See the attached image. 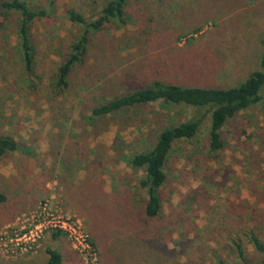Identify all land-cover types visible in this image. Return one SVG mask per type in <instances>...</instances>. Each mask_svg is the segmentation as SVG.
Returning a JSON list of instances; mask_svg holds the SVG:
<instances>
[{
	"label": "rangeland",
	"instance_id": "1",
	"mask_svg": "<svg viewBox=\"0 0 264 264\" xmlns=\"http://www.w3.org/2000/svg\"><path fill=\"white\" fill-rule=\"evenodd\" d=\"M48 1L33 0L41 6ZM102 1L54 0L53 16L32 27L37 49L33 74L24 71L19 59L16 15L0 14V134L15 137L19 144L18 151L6 155L8 160L30 156L41 164L57 156L66 165L74 156H84L78 160L80 172L93 168L99 174L111 190L107 206L119 216L118 210L130 206L124 215L130 222L115 220L123 226L103 239L115 248L117 260L102 257L99 244L94 245L100 264H238L235 241L249 260H260L263 254L248 241L253 234L264 243V112L259 104L226 123L224 147L216 153L208 150L205 109L158 100L103 119L90 115L112 93L122 94L156 78L219 88L240 84L259 68L264 0H128L127 25H109L92 35L87 62L73 69L67 89L57 94L52 85L63 59L60 52L82 31L67 20L64 8L90 19ZM193 116L202 117L197 134L175 141L168 154L160 212L144 216L146 195L139 184L144 171L133 169L128 159L150 150L164 128ZM8 185L0 181V189L8 190L6 202L0 204V232L47 198L53 207L79 217L94 243L87 218L68 210L56 193L31 207L35 196L30 189L20 193ZM77 206L91 215L89 204ZM131 217L142 221L140 235L137 226L130 225ZM104 219L106 214L99 220ZM58 235L75 252L74 262L83 264L68 239L53 232L41 238L32 254L14 256L0 250V264H45L46 248L63 246Z\"/></svg>",
	"mask_w": 264,
	"mask_h": 264
},
{
	"label": "trees",
	"instance_id": "2",
	"mask_svg": "<svg viewBox=\"0 0 264 264\" xmlns=\"http://www.w3.org/2000/svg\"><path fill=\"white\" fill-rule=\"evenodd\" d=\"M162 1L150 0L153 4H159ZM127 4L128 0H103L98 13L90 19L84 17L82 13L74 8H64L63 14L67 20L81 26L82 31L69 42L67 51L60 52L63 59L57 67L52 85L54 90H56L55 93L60 94L65 91L68 87V77L73 69L87 62L89 51H91L92 35L106 29L109 25L115 27L127 25L129 22V16L126 13ZM54 5V0H49L43 6L39 5L38 2L34 3L33 0H0V14H3L5 18L12 14L16 15L14 35L19 49V59L27 74H33L37 57L32 27L36 23L43 22L53 16ZM158 100L173 105L205 109L206 113L209 114L208 150L210 153L218 152L224 147L222 130L229 120L233 119L239 112L258 104L264 112V40L262 41L259 68L253 71L246 80L234 87L219 88L185 85L168 79L156 78L122 94L112 93L109 100L102 101L91 109L90 118L103 119L109 115ZM201 123V116H193L177 125L164 128L158 134L150 150L134 154L128 159V164L133 169H143L144 171V177L139 182L140 186L144 188L146 195L144 206L141 208L144 216L153 218L160 212L161 199L159 192L166 181L164 167L173 143L177 140H189L195 137ZM18 148L19 144L11 135L0 134V158L8 157L6 155L16 152ZM75 158L80 159V161L85 159L84 156H74ZM90 175L92 177L96 176L93 168L87 175L88 179ZM98 175L97 177L101 179ZM100 181L103 182L102 180ZM6 200L7 192L2 188L0 189V204L5 203ZM91 207L92 213L89 217L87 216L86 220L89 223V232L94 240V243H92L95 246L99 244L102 250V257H108L110 260L113 258L116 261L117 258L114 256L115 248L113 249L103 239L106 237L110 239L116 232L114 228L123 226L113 223L115 220L130 222L124 218V215L129 213L130 206L126 204L124 210H118L121 211L120 216L110 209L106 203L105 205H96L94 199ZM106 207L110 210L103 213V209ZM102 214H106V219L100 221ZM91 216L92 218L90 219ZM135 218H132L134 222L130 225L137 226L135 233L140 235L138 230L142 229L144 225L141 220ZM118 234L120 233L118 232ZM248 241L256 252L263 254V257L258 261L249 260L242 245L235 241L233 246L238 256V264H264V243L253 234L249 235ZM46 253L47 260L45 264L62 263L61 254L57 250L46 248ZM219 264L224 263L220 261Z\"/></svg>",
	"mask_w": 264,
	"mask_h": 264
},
{
	"label": "crops",
	"instance_id": "3",
	"mask_svg": "<svg viewBox=\"0 0 264 264\" xmlns=\"http://www.w3.org/2000/svg\"><path fill=\"white\" fill-rule=\"evenodd\" d=\"M13 139L17 142L15 137ZM55 158L57 156L44 159L43 162H40L41 164H35L36 161L32 160L30 156H13V162L7 157L0 158L3 159L0 162V181L3 184H9L10 187L13 186L15 189L18 188L20 193H24L26 188L30 189L27 191L35 196L31 207L35 205L37 199L56 193L62 204H67L65 206L68 210L77 212L84 219L87 218V215L77 205L84 204L85 208H90L93 199L98 206L105 205V203L108 205L106 200H108L107 196L111 194V190L100 181L102 179L97 176L92 177V175L88 179L89 171L88 173L86 171L80 172L78 158L72 162H67L66 165L69 166H66L61 158L58 160ZM31 207L29 208L31 209ZM56 239L61 240L63 246L55 245L51 249H55L61 254V264H77L74 262L76 254L66 240L60 239L59 235L56 236ZM111 260L112 262L115 261L113 258Z\"/></svg>",
	"mask_w": 264,
	"mask_h": 264
},
{
	"label": "built area",
	"instance_id": "4",
	"mask_svg": "<svg viewBox=\"0 0 264 264\" xmlns=\"http://www.w3.org/2000/svg\"><path fill=\"white\" fill-rule=\"evenodd\" d=\"M49 232L64 235L83 264H100L99 252L82 220L53 207L47 198L0 232V250L14 256L32 254Z\"/></svg>",
	"mask_w": 264,
	"mask_h": 264
}]
</instances>
